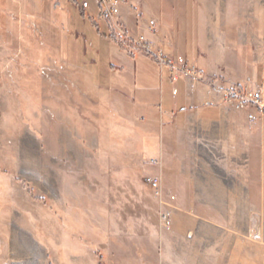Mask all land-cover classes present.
Wrapping results in <instances>:
<instances>
[{
	"label": "rangeland",
	"instance_id": "1",
	"mask_svg": "<svg viewBox=\"0 0 264 264\" xmlns=\"http://www.w3.org/2000/svg\"><path fill=\"white\" fill-rule=\"evenodd\" d=\"M84 1L87 14L97 12V0H0V264H37L14 246L24 237L40 250L43 264H220L218 248L211 259L200 258L202 242L189 257L187 237L173 224L162 226L159 198L146 180L161 177L173 210L176 177L190 173L187 121L169 133L183 143L174 151L186 156L184 163L169 162L157 147L168 110L183 104L190 89L156 76L149 99L140 100L144 85L131 70L105 67L113 62L110 52L138 63L155 59L118 34L109 36L103 23L101 36L113 45L101 39L80 15ZM132 1L122 0L120 10L128 4L142 12ZM189 1L192 18L177 22L183 35L178 61L234 83L264 62V0ZM158 22L156 34L147 24L135 31L124 25L171 46V21H164L168 31ZM74 45L78 56L70 51ZM210 144L199 152L212 170H224L219 142ZM257 198L263 205L264 195ZM181 226L187 231L185 222Z\"/></svg>",
	"mask_w": 264,
	"mask_h": 264
},
{
	"label": "crops",
	"instance_id": "2",
	"mask_svg": "<svg viewBox=\"0 0 264 264\" xmlns=\"http://www.w3.org/2000/svg\"><path fill=\"white\" fill-rule=\"evenodd\" d=\"M132 2L139 5L138 8L144 15L138 19L130 5L124 4L121 9L124 24L135 31L154 17L157 22L161 21L163 30L168 31V24L164 21H171L170 28L168 27L172 32L168 42L171 46L164 49L173 57L177 56L175 49L180 39H183L177 22L192 18V13L186 9L190 1ZM79 8L80 15L89 18L97 28L100 38L113 45L101 36L103 25L96 21L95 13L87 14L88 10L82 5ZM71 50L75 56L79 55L75 45ZM95 50L101 52L100 47ZM110 53L113 62L105 67L111 71L119 68L122 72L131 70L136 77L135 82H142L144 85L137 95L140 100L149 99L148 94L151 92L148 86L156 76L162 80L166 75L171 80L169 71L160 69L157 62L153 64L143 58L145 61L138 63L137 58H120L116 49ZM114 80H119V83L124 81L116 77ZM236 80L238 83L251 81L254 86L264 88V62L237 75ZM181 83L183 89H189L185 81L181 80ZM108 89L110 90L109 87ZM133 97L136 99V96ZM202 99L200 93L185 91L183 104L168 110V118L164 121L165 132L157 147L159 155L169 162L178 165L184 163L186 156L174 151L181 148L183 143L171 138L169 133L179 132L180 121H187V130L190 132V141H187V146L190 147V157H187L190 158V173L184 177H176V190L171 193L172 202H176L171 204L173 227L178 236L187 237L189 257L191 252L194 253L195 244L202 242L203 253L200 258L203 260L211 259V252L218 248L217 258L220 264H264V204L260 205L257 198L264 195V112L255 109L238 111L223 106L205 107ZM249 113L254 114L253 120L249 118ZM212 140H217L222 154L224 152V159L220 162L225 164V168H220L218 172L212 170L211 161L198 150L201 147L209 149ZM170 148L177 154H173V151L171 153ZM184 179L190 183L188 190ZM181 222L187 224V231L183 229ZM190 244L193 251H190Z\"/></svg>",
	"mask_w": 264,
	"mask_h": 264
},
{
	"label": "built area",
	"instance_id": "3",
	"mask_svg": "<svg viewBox=\"0 0 264 264\" xmlns=\"http://www.w3.org/2000/svg\"><path fill=\"white\" fill-rule=\"evenodd\" d=\"M121 3L122 0H97L95 19L98 23H103L109 27V36L118 34V37L126 44L137 45L145 53L152 56L160 69L169 71L173 83L183 80L191 92L200 93L203 97L202 105L205 107L223 106L238 111L255 109L264 112L263 88L254 87L249 82H226L220 77L206 74L197 64L178 61L162 46L157 45L146 33L138 32L135 34L119 21ZM82 7L89 9V2L84 1ZM136 16L140 19L143 17V13L137 12ZM158 26L157 20L150 18L146 25V31L156 34ZM172 93L177 95L178 88L173 87ZM248 116L251 120L255 118L253 113H249ZM146 180L159 198L162 226L171 229L173 224L172 210L164 200L161 177L154 175L147 177Z\"/></svg>",
	"mask_w": 264,
	"mask_h": 264
},
{
	"label": "bare ground",
	"instance_id": "4",
	"mask_svg": "<svg viewBox=\"0 0 264 264\" xmlns=\"http://www.w3.org/2000/svg\"><path fill=\"white\" fill-rule=\"evenodd\" d=\"M14 246L17 248L19 247V249L21 248L20 251H22L24 253L25 257L29 258L32 256L35 259L37 257V264H43L40 261V257H41L40 250H38L37 248L32 246L26 237H24L23 239L16 238L14 240Z\"/></svg>",
	"mask_w": 264,
	"mask_h": 264
}]
</instances>
